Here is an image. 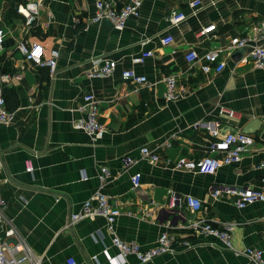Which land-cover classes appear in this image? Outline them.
Here are the masks:
<instances>
[{
  "label": "crops",
  "instance_id": "0c3cea01",
  "mask_svg": "<svg viewBox=\"0 0 264 264\" xmlns=\"http://www.w3.org/2000/svg\"><path fill=\"white\" fill-rule=\"evenodd\" d=\"M30 1H40L42 7L28 25L16 8ZM95 1L0 0V75L11 76L2 87L6 107L15 114L11 125H0L5 218L43 257L42 264H67L69 258L76 264H114L118 251L111 245L104 218L87 217L66 226L70 214L100 189L118 211L115 228L122 240L135 241L146 250L164 231L175 236L174 254L143 264H250L189 225L196 218L215 227L234 223L235 249L264 251V201L238 208L236 195L210 194L225 187L264 191V70L241 61L246 51L230 48L232 37L251 34L252 23L264 18V0H201L197 15L178 25L169 23V17L188 14L192 0H143L140 16L129 19L121 32L106 19L90 22ZM110 1L120 9L127 0ZM209 25L215 30L201 35ZM166 35L173 41L161 45ZM23 40L41 43L45 57L51 50L59 51L52 76L47 67L25 64L16 50ZM189 49H216L226 66L220 73L205 74L200 62L185 60ZM146 51L153 55L143 63L131 62ZM93 58L115 60L114 72L90 78ZM131 67L148 82L123 79L122 71ZM166 75H174L185 87L181 99L164 100ZM87 93L99 101V120L107 129L99 140L73 126L83 116L79 107ZM229 111L235 116L229 117ZM212 120L220 123L219 138L249 130L246 134L254 144L239 163L223 166L214 175L177 169L175 162L183 157L196 162L211 154L209 144L215 139L195 123ZM142 147L156 153L158 161L144 159ZM125 157L135 163L127 167ZM103 166L110 176L100 188L97 173ZM134 174L140 175L136 189L130 181ZM170 192L197 198L200 209L192 211L184 203L170 209ZM183 241L194 247L186 249ZM124 264L142 263L129 255Z\"/></svg>",
  "mask_w": 264,
  "mask_h": 264
},
{
  "label": "built area",
  "instance_id": "2783aa9c",
  "mask_svg": "<svg viewBox=\"0 0 264 264\" xmlns=\"http://www.w3.org/2000/svg\"><path fill=\"white\" fill-rule=\"evenodd\" d=\"M143 0H127L120 8L115 9L110 0H96L94 3V15L90 22L97 23L101 20H108L113 29L117 32L124 30L126 23L131 18L140 16V9ZM42 4L40 1H30L24 4L17 5V12L20 13L28 25L32 24L39 15ZM189 13L179 12L169 17V23L178 25L185 20L187 16H196L202 9L201 0H192L188 3ZM23 9V10H21ZM215 30V25L203 27L200 34H208ZM251 34L235 35L230 39V48L234 50L241 49L246 51V55L241 58V61H250L253 68L264 70V18L256 19L251 25ZM3 29L0 24V48L3 43ZM161 45L170 44L173 41L171 35H166L160 38ZM16 50L22 55L25 64H31L40 67H47L50 75L55 73L57 66L58 50H51L49 57L44 56V47L39 42L28 43L21 41L17 44ZM153 55L152 51L141 52L139 55L133 56L131 62L133 64L143 63L148 57ZM185 60L188 63L200 62V69L203 73H220L226 66L225 57L216 49L208 50L203 53H198L194 49H189L185 55ZM91 68L88 76L90 78H101L110 76L115 68L116 61L112 59L91 60ZM11 78L8 74L0 75V125L9 126L14 122L15 114L9 111L6 107V102L3 94L2 83H6ZM14 78L20 79V74L15 73ZM122 78L130 80L134 84H146L147 77L139 75L133 67L122 71ZM165 91L163 98L167 102L177 101L186 93L185 87L178 84L177 78L174 75H166L163 77ZM83 116L74 121L75 129L84 131L92 140L101 139L107 129L99 120V101L92 93H87L83 96V103L79 107ZM229 117H234L235 112L229 111ZM219 121L196 122V127H203L206 132L215 140L209 144V153L199 161H191L185 157L175 162L177 169H182L191 173L203 175H214L221 167L232 164H237L242 160L243 154L248 148L254 144L252 136L243 132H230L222 138L218 137ZM141 156L149 163L154 164L158 161V155L152 153L147 147L140 149ZM124 164L128 167L135 163V160L129 157L123 159ZM263 166V165H260ZM3 170V163L0 157V172ZM110 176L106 166L101 167L97 178L100 183V188L104 185L106 179ZM132 189H136L140 185V175L134 174L130 178ZM3 179L0 176V185ZM229 195H236L238 200L236 205L238 208L261 201H264V191L252 188H231L216 189L211 191V196L216 198L221 192ZM5 199L0 192V264H42L43 257L36 254L30 245L17 231L12 221L5 218L4 206ZM187 205L192 211H197L201 207L200 201L191 196H181L178 193L170 192L168 207L170 209H178L182 204ZM131 215V212H127ZM87 217H102L105 219V228L110 236L111 245L117 249L118 260L114 264H124L126 257L132 255L139 263H147L155 257L165 254H174L175 236L168 232H162L156 241V244L146 250H143L135 241L122 240L116 232V221L118 211L114 209L112 200L98 189L92 196L85 200L78 211L70 214L66 224L70 227ZM190 228L207 236H212L224 244L226 248L233 251L235 256H243L250 264H264V251L254 247H244L235 249L232 244V232L234 223H225L221 227H215L203 219L196 218L191 220ZM182 244L186 249H192L194 246L183 241ZM107 252V249H104ZM67 264H76L74 259L69 258Z\"/></svg>",
  "mask_w": 264,
  "mask_h": 264
},
{
  "label": "water",
  "instance_id": "95a60500",
  "mask_svg": "<svg viewBox=\"0 0 264 264\" xmlns=\"http://www.w3.org/2000/svg\"><path fill=\"white\" fill-rule=\"evenodd\" d=\"M242 53V51L240 50L239 51V54H241ZM244 132H246V133H249L250 131L249 130H243Z\"/></svg>",
  "mask_w": 264,
  "mask_h": 264
},
{
  "label": "clouds",
  "instance_id": "9594fccd",
  "mask_svg": "<svg viewBox=\"0 0 264 264\" xmlns=\"http://www.w3.org/2000/svg\"><path fill=\"white\" fill-rule=\"evenodd\" d=\"M21 10H23V9H21Z\"/></svg>",
  "mask_w": 264,
  "mask_h": 264
},
{
  "label": "trees",
  "instance_id": "16d2710c",
  "mask_svg": "<svg viewBox=\"0 0 264 264\" xmlns=\"http://www.w3.org/2000/svg\"><path fill=\"white\" fill-rule=\"evenodd\" d=\"M18 2V1H17ZM5 98V97H4Z\"/></svg>",
  "mask_w": 264,
  "mask_h": 264
}]
</instances>
